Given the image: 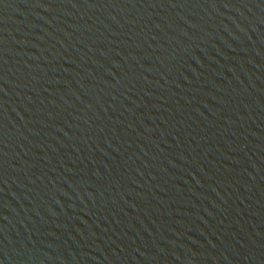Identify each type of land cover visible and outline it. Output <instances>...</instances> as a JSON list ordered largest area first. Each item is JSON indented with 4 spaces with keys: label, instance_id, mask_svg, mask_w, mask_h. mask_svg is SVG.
I'll use <instances>...</instances> for the list:
<instances>
[{
    "label": "water",
    "instance_id": "water-1",
    "mask_svg": "<svg viewBox=\"0 0 264 264\" xmlns=\"http://www.w3.org/2000/svg\"><path fill=\"white\" fill-rule=\"evenodd\" d=\"M0 264H264V0H0Z\"/></svg>",
    "mask_w": 264,
    "mask_h": 264
}]
</instances>
